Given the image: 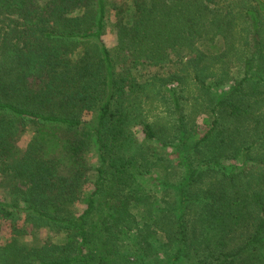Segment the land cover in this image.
<instances>
[{
  "label": "trees",
  "instance_id": "trees-1",
  "mask_svg": "<svg viewBox=\"0 0 264 264\" xmlns=\"http://www.w3.org/2000/svg\"><path fill=\"white\" fill-rule=\"evenodd\" d=\"M111 9L113 48L102 40ZM153 98L174 113L170 127L148 120ZM185 102L204 114L201 133ZM137 127L171 149L180 175L155 219L162 238L129 260L94 242L89 221L106 181L125 184L150 161ZM5 180L15 198L0 199V264H264V0H0ZM112 200L104 223L145 198ZM35 224L65 239L20 242Z\"/></svg>",
  "mask_w": 264,
  "mask_h": 264
},
{
  "label": "rangeland",
  "instance_id": "rangeland-1",
  "mask_svg": "<svg viewBox=\"0 0 264 264\" xmlns=\"http://www.w3.org/2000/svg\"><path fill=\"white\" fill-rule=\"evenodd\" d=\"M117 1V0H111ZM110 15L106 22L105 31L102 35V40L109 48H113L117 43V35L113 24L115 23L114 10L111 9ZM141 75L148 74V68L140 70ZM238 72L235 75L238 76ZM194 91V90H193ZM188 95V93H186ZM148 105L150 112L148 120L150 122L165 124L169 127L175 121V115L172 113L165 102L153 98ZM191 102H185L184 114L191 122L194 119V128L201 133L206 127V122L203 121V113H198V107L193 108ZM35 131L32 124H27L25 128L19 133L16 140V146L19 151H22L28 142L29 138ZM139 143L144 147L145 151L148 149L149 162L141 163V165H132L130 171H133V177L125 184H118L114 180L106 181L102 187V191L98 194L97 205L99 210L92 215L89 221V227L94 238V242L108 239L115 241L118 244L119 252L132 260L134 246H145V242H154L161 239L163 233L155 230V219L159 216L160 209L170 201L174 194L175 182H178L180 175L179 168L175 164L171 149L163 146L158 140L144 139L139 127L135 128ZM86 157L89 165L94 168L97 165V154L94 145H88ZM154 154L162 156V159L157 160ZM154 163V164H153ZM95 175L94 172L89 174L88 182L82 187L83 194L79 201L74 204L75 210L80 211L84 207L83 197L89 190ZM152 177V178H151ZM6 180L0 185V199L11 200L15 198L12 193L9 182ZM168 184L167 187L163 186ZM136 192L139 196L145 198L144 201L132 202L128 206V214L115 215L114 218L107 217L104 223L103 217L106 210L111 206L113 197H124L125 195ZM120 217V218H119ZM118 224V225H115ZM5 232V231H4ZM1 239L6 240L8 235L2 233ZM146 238V241L144 240ZM65 239L63 231L51 224H35L31 226L30 232L19 238L20 242L27 244H41L45 241L61 242ZM97 244V243H95Z\"/></svg>",
  "mask_w": 264,
  "mask_h": 264
}]
</instances>
